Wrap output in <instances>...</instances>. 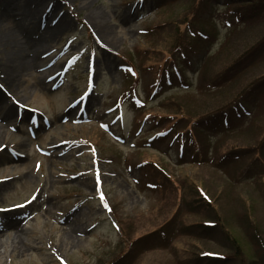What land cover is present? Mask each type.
Wrapping results in <instances>:
<instances>
[{
  "label": "rangeland",
  "instance_id": "1",
  "mask_svg": "<svg viewBox=\"0 0 264 264\" xmlns=\"http://www.w3.org/2000/svg\"><path fill=\"white\" fill-rule=\"evenodd\" d=\"M26 1L0 0V118L11 121L0 138V264H242L207 224L215 216L245 261L264 264L262 161L241 179L264 139V5L243 21L240 9L211 10L218 31L188 64L170 51L191 0H52L67 28L43 48L44 66L12 82L2 64L26 48ZM162 67L170 83L156 87ZM260 77L251 115L237 117L238 92ZM212 110L230 123L195 134Z\"/></svg>",
  "mask_w": 264,
  "mask_h": 264
},
{
  "label": "trees",
  "instance_id": "2",
  "mask_svg": "<svg viewBox=\"0 0 264 264\" xmlns=\"http://www.w3.org/2000/svg\"><path fill=\"white\" fill-rule=\"evenodd\" d=\"M218 0H191V4L189 5V10L186 11L185 13V19H183L182 26L181 28H178L177 23L174 25V29H176L177 34V40L178 43L175 45L174 48L171 49L170 51V57L172 59H176L179 56H185V51L189 50H194V46L197 45L198 43H203V42H210L214 36V33L218 31V24L216 22V19L214 15L212 14L211 10L213 12H225V11H235L234 13H237L238 10L240 11L237 13L240 17L241 20L243 21L245 19H248L251 17L252 12L256 9L258 5H264V0H235V5L233 8H227L226 10L224 9L223 11L221 10L223 7L221 6H216ZM219 5V4H218ZM220 7V8H217ZM188 8V7H187ZM204 10H210V17H205L203 20L200 17V13L203 14ZM251 13V14H250ZM227 24L229 23L228 20H225ZM226 24V26H227ZM169 25V24H168ZM182 50V52H180ZM195 51V50H194ZM187 57V56H186ZM182 61L184 59L182 58ZM178 64H176V67ZM164 68H160V72H162ZM264 77V76H262ZM260 77L257 82H255V86H251L249 90H241L238 92L236 99L234 100L232 106L236 109V106L241 103L242 105L245 106L247 103L248 99L247 97L249 94L257 89L258 82L261 81ZM216 110H212L211 112H215ZM212 113H210L211 116ZM211 118V117H210ZM197 119L192 123V129L194 130V133L196 134V131L199 130V126L196 124ZM189 133H193L190 129L188 130ZM247 149L252 150L251 146L247 144ZM250 150H247L246 153H250ZM255 152L254 158H252L247 165L244 168V172L242 173V180L248 181V177L244 175V173L247 171V169L251 170V167H253L252 161L257 158L259 161H262V165L260 170L264 172V139L261 141H258L256 143L255 148L253 149ZM262 173H259V175ZM210 202V200H207ZM213 226H215V230L223 236V240L226 245H228V248L232 251L233 254L237 256V259H239L240 263L242 264H253L254 259H246L242 257L243 251L241 250L240 243L238 239L232 234V232L228 229H225L221 223L220 219L215 216L213 217V221H210ZM207 227V226H206ZM259 237V236H257ZM263 254H264V246H263ZM201 258L207 257L209 259H212L211 261H215L218 259H223L222 262H226L230 260V256H226L223 254H217V253H212V252H207L204 251L199 255Z\"/></svg>",
  "mask_w": 264,
  "mask_h": 264
},
{
  "label": "bare ground",
  "instance_id": "3",
  "mask_svg": "<svg viewBox=\"0 0 264 264\" xmlns=\"http://www.w3.org/2000/svg\"><path fill=\"white\" fill-rule=\"evenodd\" d=\"M25 4H27L25 7L26 9L24 8V11L19 13L20 17H18V19L23 22L26 48L22 50L21 55L20 52L10 53L9 60L5 62L6 64H2V67L5 70V72L2 71L3 74L6 75V78L11 77L12 82L15 81L13 80L15 79L14 76L16 73L19 74V70H30L44 66V60H42V54L44 53L43 48L49 45L58 32L67 28L61 17L58 16L56 12L52 13V10H50V8H52L51 5L53 4L52 0H27ZM38 6H40L42 10L41 8L39 9ZM35 10L37 12H35ZM44 21L49 22L48 26L43 23ZM38 30L41 31L40 34L32 36L33 32L35 31L36 33ZM108 32L109 29L107 27L102 28V33L105 36L109 35ZM21 42L22 41L18 39L16 40L15 45ZM31 42L33 43L32 48L29 47ZM15 54H18L19 56H16ZM51 72L52 70L50 68L45 70V74L48 76ZM0 93L2 92L0 91ZM0 97H2L1 94ZM8 114L9 113H5L0 118V138L4 132L3 128L9 127L10 125L11 121ZM10 209L12 208H9V210ZM3 213L9 212L3 211Z\"/></svg>",
  "mask_w": 264,
  "mask_h": 264
}]
</instances>
